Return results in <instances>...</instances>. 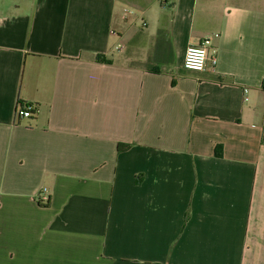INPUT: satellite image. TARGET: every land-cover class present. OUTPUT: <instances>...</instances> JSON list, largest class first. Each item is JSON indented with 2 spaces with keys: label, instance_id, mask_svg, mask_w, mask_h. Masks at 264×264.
Instances as JSON below:
<instances>
[{
  "label": "crops",
  "instance_id": "1",
  "mask_svg": "<svg viewBox=\"0 0 264 264\" xmlns=\"http://www.w3.org/2000/svg\"><path fill=\"white\" fill-rule=\"evenodd\" d=\"M0 264H264V0H0Z\"/></svg>",
  "mask_w": 264,
  "mask_h": 264
},
{
  "label": "built area",
  "instance_id": "2",
  "mask_svg": "<svg viewBox=\"0 0 264 264\" xmlns=\"http://www.w3.org/2000/svg\"><path fill=\"white\" fill-rule=\"evenodd\" d=\"M126 13L129 15L132 12L127 11ZM217 38H220V34L207 36L204 38L201 44L189 46L185 54L184 68L189 71L203 72L210 64L211 68L215 70L218 64V59L217 57L210 56L209 46L213 39ZM121 48L122 46L118 45V49ZM18 114L22 118H31L33 116V110L28 106L20 105L18 108ZM42 200L44 202L49 200L47 189L44 190Z\"/></svg>",
  "mask_w": 264,
  "mask_h": 264
},
{
  "label": "trees",
  "instance_id": "3",
  "mask_svg": "<svg viewBox=\"0 0 264 264\" xmlns=\"http://www.w3.org/2000/svg\"><path fill=\"white\" fill-rule=\"evenodd\" d=\"M131 147V145H121L120 147H119V151L120 152H122V151H125V150H127V149H129ZM220 149L221 148H219V150H217V156H219V157H221L222 156V152H220Z\"/></svg>",
  "mask_w": 264,
  "mask_h": 264
}]
</instances>
